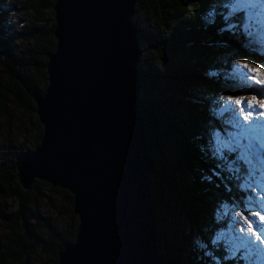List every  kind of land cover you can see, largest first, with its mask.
Returning a JSON list of instances; mask_svg holds the SVG:
<instances>
[{"label":"trees","instance_id":"trees-1","mask_svg":"<svg viewBox=\"0 0 264 264\" xmlns=\"http://www.w3.org/2000/svg\"><path fill=\"white\" fill-rule=\"evenodd\" d=\"M54 2L0 0V113L19 108L32 115L36 129L32 143L8 133L0 145V264H33L34 257H41L42 264H58L59 253L77 235L70 193L40 181L24 190L17 178L18 164L38 147L43 134L34 97L45 92L46 65L56 47ZM235 2L139 0L134 6L132 20L142 32L139 106L154 162L149 179L162 264H256L253 249L237 248L213 234L228 229L221 202L239 205L245 216L259 209L251 189L240 186L241 180L249 181L238 158L242 149L236 145L228 151L210 131L213 123L221 129L230 115L226 109L216 116L218 91L232 94L246 84L240 82L245 74L233 66L248 64L264 75V44L253 36L263 14L253 7L247 13L233 10ZM20 12L28 14V21L19 19L18 29L11 19ZM45 12L47 25L34 27L32 22ZM48 193L65 198L60 231L40 214ZM7 203L15 209L7 212Z\"/></svg>","mask_w":264,"mask_h":264},{"label":"water","instance_id":"water-1","mask_svg":"<svg viewBox=\"0 0 264 264\" xmlns=\"http://www.w3.org/2000/svg\"><path fill=\"white\" fill-rule=\"evenodd\" d=\"M139 0H55L48 84L35 96L43 129L17 166L34 181L73 196L75 241L58 264H162L139 98Z\"/></svg>","mask_w":264,"mask_h":264},{"label":"rangeland","instance_id":"rangeland-1","mask_svg":"<svg viewBox=\"0 0 264 264\" xmlns=\"http://www.w3.org/2000/svg\"><path fill=\"white\" fill-rule=\"evenodd\" d=\"M251 7L255 8L257 14L258 12L263 14V18H257L253 36L256 41L264 44V0H236L232 6L233 10L244 9L245 13ZM26 18H28V14L20 12L19 15L16 14L12 17L11 23L19 29L22 26L19 21L26 20L25 22H27ZM48 18L49 15L45 12L39 16L40 21H34L32 25L37 28L42 27L43 24L46 26ZM245 29H249L248 25H245ZM233 67L234 71L245 74V81L240 79V82H246V84L236 93L230 94L226 90L218 91L220 101L217 110H215L216 116L221 117L226 109H230V115L225 118L221 129L213 123L210 126V131L214 138L219 137L228 151H233V147L236 145L242 149L238 158L248 169L244 178L249 181L248 184H245L244 180H241L240 186L242 189H251L259 209L256 213L245 216L238 209L239 205L221 202L220 209L229 216L228 229L226 232L215 229L213 234L217 239L227 240L237 248L244 246L247 250L252 251L253 249L256 264H264V75L257 68L248 64ZM237 78L239 80L240 76ZM249 78H253V82ZM33 121L34 118L31 114L19 108H10L7 112L0 113V145H4L5 135L8 133L10 135L18 134L21 143L34 142L36 129ZM216 141L213 139V143L216 144ZM252 175L253 177H251ZM251 187L257 190L253 191ZM47 196L48 199L40 205V214L45 223H48L55 231H60L64 226L65 218L62 213L66 206L65 198L62 194L48 193ZM14 205L7 203L5 207L7 212L14 210ZM243 206L246 210L251 209V205L246 200H243ZM42 263L41 257H34L33 264Z\"/></svg>","mask_w":264,"mask_h":264},{"label":"bare ground","instance_id":"bare-ground-1","mask_svg":"<svg viewBox=\"0 0 264 264\" xmlns=\"http://www.w3.org/2000/svg\"><path fill=\"white\" fill-rule=\"evenodd\" d=\"M147 139V138H146Z\"/></svg>","mask_w":264,"mask_h":264}]
</instances>
